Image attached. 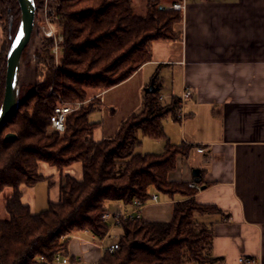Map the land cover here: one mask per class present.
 <instances>
[{
    "label": "trees",
    "instance_id": "1",
    "mask_svg": "<svg viewBox=\"0 0 264 264\" xmlns=\"http://www.w3.org/2000/svg\"><path fill=\"white\" fill-rule=\"evenodd\" d=\"M148 6L147 14L139 16L134 12L133 0H62L57 16L67 43L66 54L73 57L68 64L75 69L57 72L64 83L63 89L55 94L43 97L35 92L22 98L18 112L0 132L2 135L14 127L0 141V194L6 188L12 190L5 207L10 218L0 221V264H47L57 254L75 260L69 254L70 240L61 241L64 235L88 231L102 239L110 229L103 219L109 211V202L121 201L128 206L136 200L147 203L153 192L184 198L174 204L172 220L149 222L142 217L123 220L119 248L114 252L106 250L98 264L220 261L208 254L212 230L198 228L195 221L197 214L219 210L198 203L195 198L198 189L191 187V183L169 179L170 172L177 167V158L189 157L195 148L185 142L172 144L165 131V119L181 121V98L173 96L169 102H161L160 87L155 84L154 93L146 92L143 110L130 115L113 137L99 142L93 139V133L100 123L90 120L95 111L93 103L68 117L65 132L46 135L60 99L82 100L86 97L85 87L109 90L117 86L151 60L154 42L180 39L182 12L165 8L161 0H149ZM72 8L78 11L70 13ZM18 9L17 0H0V13L6 22L13 21ZM6 49L3 44L2 64ZM54 70L51 65L48 80ZM154 78L156 83L158 76ZM4 89L2 77L0 104ZM36 98L43 101L34 103ZM31 108L33 116L28 114ZM139 132L164 140V152H137L142 144ZM7 135L14 137L7 140ZM39 162L59 171L81 163L83 177L78 180L70 175L61 176L59 199L49 201L45 210L34 213L22 202L21 188L48 181L39 172ZM201 182L202 178L194 184Z\"/></svg>",
    "mask_w": 264,
    "mask_h": 264
},
{
    "label": "crops",
    "instance_id": "2",
    "mask_svg": "<svg viewBox=\"0 0 264 264\" xmlns=\"http://www.w3.org/2000/svg\"><path fill=\"white\" fill-rule=\"evenodd\" d=\"M182 15L180 39L154 42L151 60L125 83L146 74L142 85L146 90L159 85L165 102L191 91L181 106L179 129L164 126L172 144L195 147L189 157L177 158L169 179L194 184L202 178L195 198L219 212L197 214L195 221L198 228L212 230L208 254L220 259L216 264H240L242 257L264 264V0H187ZM39 168L48 178L50 201L60 197L61 176L83 177L81 163L63 171L45 162ZM36 188H21L22 202L34 213ZM152 195L158 201L148 202L141 217L170 222L174 204L184 198ZM108 209L123 213L133 206L115 201ZM115 228L102 239L88 231L71 234L70 256L85 264L99 262L104 249L116 243H108Z\"/></svg>",
    "mask_w": 264,
    "mask_h": 264
},
{
    "label": "rangeland",
    "instance_id": "3",
    "mask_svg": "<svg viewBox=\"0 0 264 264\" xmlns=\"http://www.w3.org/2000/svg\"><path fill=\"white\" fill-rule=\"evenodd\" d=\"M161 1L165 8L171 6L165 5L164 3L168 2L169 0ZM148 3L149 0H133L134 12L139 16L146 15L149 9ZM61 4L62 0H36V24L31 36V40L26 46L21 60V99L35 92L43 97L55 94L56 91L63 89L62 84L64 83L63 78L57 76V72L62 69L69 70L71 72L75 69L73 66H69L68 64L70 63L69 61L73 59V57L66 54L64 45L66 46L67 43L65 42V37L62 33L63 27L61 25V19L57 16V12ZM74 11H78L77 8H72L70 13ZM15 13L17 15H15L13 21L10 23L3 20L0 13V50L3 44L7 47L5 62L4 64L0 62V80L2 77H4V81L6 76V61L9 46L11 44L12 38L15 37L20 24V7L15 11ZM51 65H53L55 72L53 71L54 74L52 75L51 79L48 80L47 74ZM4 71L5 73L3 74ZM144 76H146V74H140L128 83H125L131 78L130 77L125 82H122L121 84L114 86L109 90H103L97 87H85L83 88L86 92V97L84 99L69 102L60 99V102L57 104V106H70L75 109V112H77L83 107H87L93 103L95 105V111L90 115V120L95 123H101V126H98V129H95L93 138L98 136H101L104 139L113 137L121 124L126 121L130 115L138 114L143 110L146 95V87L142 85L146 80L144 79ZM45 83H47V86H45ZM162 93H166L165 90H162L161 94ZM37 101H43V98H36L34 103H37ZM160 101L166 103L162 97L160 98ZM2 102L3 98L0 108ZM28 114L30 116L34 115L33 108L29 109ZM169 125H175V127H177L175 129H179L178 127H180L179 123L175 122L171 117L164 120V126L168 130ZM13 129L14 127L6 130L2 135H0V141L7 133L12 132ZM53 131L55 130L50 126V128H48L46 131V135H51ZM138 135L142 140V144L138 146L137 152L156 154H161L164 152V140H156L145 137L141 132H139ZM174 136L176 137V134H174ZM23 143H26V141H23ZM40 163L42 162H39L38 166H40ZM36 187L37 202L34 210L35 212H41L49 205V188L47 182L46 184L41 182L37 184ZM11 193V188H6L0 194V221L10 218V215L6 211L5 207L6 201L11 196ZM108 225L109 228H111V225ZM115 226L116 228L114 229L113 234L108 241L109 244L112 242H116L118 244L122 228L120 224ZM75 233L77 234L78 232H73L70 234L67 233L61 238V241H65L67 239L70 240V235ZM106 250L108 249H104V253ZM72 261H78L80 264H85L82 261L76 259ZM46 263L48 264L47 261ZM91 264H98V262Z\"/></svg>",
    "mask_w": 264,
    "mask_h": 264
},
{
    "label": "water",
    "instance_id": "4",
    "mask_svg": "<svg viewBox=\"0 0 264 264\" xmlns=\"http://www.w3.org/2000/svg\"><path fill=\"white\" fill-rule=\"evenodd\" d=\"M21 19L18 31L12 38L7 55V68L5 76V91L3 102L0 108V132L18 112L21 106V60L26 46L31 40V36L36 24V0H17ZM156 88L154 83L147 88L146 92L154 93ZM14 135H7L6 139L13 138ZM199 170H194V176L199 175ZM205 188L204 186L202 187Z\"/></svg>",
    "mask_w": 264,
    "mask_h": 264
},
{
    "label": "built area",
    "instance_id": "5",
    "mask_svg": "<svg viewBox=\"0 0 264 264\" xmlns=\"http://www.w3.org/2000/svg\"><path fill=\"white\" fill-rule=\"evenodd\" d=\"M187 8V0H182L179 2H174L170 7L167 9H172L175 11L184 12ZM192 93L189 90L184 92V95L181 99V106L185 100L191 98ZM70 106L66 105H58L56 106L53 115L51 116V127L58 132H65L66 131V124L68 117L75 112ZM180 116H183L180 114ZM199 151H203V149H199ZM191 187H197L195 184H190ZM156 202L158 201L157 195H152L149 202ZM148 203V202H147ZM147 203H143L141 201L136 200L133 203V210L126 211V212H106L103 216V219L106 223L110 224L111 227L115 225H119L123 220L132 219V218H140L142 216V210ZM119 248L117 243L112 244L108 247V250L114 252ZM42 260H45L42 258ZM48 264H80L78 261H72L70 257H64L61 254H57L53 261H47ZM240 264H255L256 260L252 258L242 257L240 259Z\"/></svg>",
    "mask_w": 264,
    "mask_h": 264
}]
</instances>
